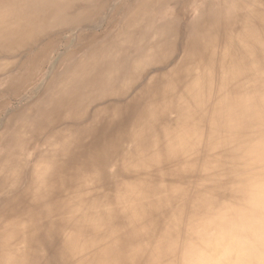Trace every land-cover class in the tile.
I'll list each match as a JSON object with an SVG mask.
<instances>
[{
	"label": "bare ground",
	"instance_id": "6f19581e",
	"mask_svg": "<svg viewBox=\"0 0 264 264\" xmlns=\"http://www.w3.org/2000/svg\"><path fill=\"white\" fill-rule=\"evenodd\" d=\"M0 264H264V0H0Z\"/></svg>",
	"mask_w": 264,
	"mask_h": 264
}]
</instances>
